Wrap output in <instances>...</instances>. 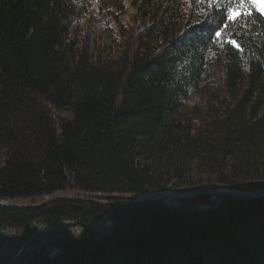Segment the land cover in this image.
Wrapping results in <instances>:
<instances>
[{"label":"trees","instance_id":"obj_1","mask_svg":"<svg viewBox=\"0 0 264 264\" xmlns=\"http://www.w3.org/2000/svg\"><path fill=\"white\" fill-rule=\"evenodd\" d=\"M81 4L0 0V200L32 201L0 207V262L69 223L12 264H264V198L184 209L264 191V22L229 30L241 52L173 0L103 55Z\"/></svg>","mask_w":264,"mask_h":264},{"label":"rangeland","instance_id":"obj_2","mask_svg":"<svg viewBox=\"0 0 264 264\" xmlns=\"http://www.w3.org/2000/svg\"><path fill=\"white\" fill-rule=\"evenodd\" d=\"M81 18L79 21L75 22V32L74 34L85 42V44L91 49L100 51L103 55H107L111 46L107 42L110 39H114L116 32L115 26L118 25L124 31L129 30L130 27L139 26L142 30L145 25L152 22L156 16L160 15L166 5L173 0H81ZM100 3L101 9L98 11V6L96 3ZM110 20H114L110 24ZM219 189L218 192L222 193ZM229 190V189H227ZM231 191V190H229ZM237 195L236 191H232ZM261 192V191H260ZM264 192V191H263ZM262 192V193H263ZM190 193V192H188ZM186 192H173L169 191L166 195L160 196L161 199L166 200L168 196L175 195H185ZM191 194V193H190ZM259 194V193H258ZM74 194L71 192L59 193L54 197L56 198H72ZM117 196V195H114ZM107 197V196H106ZM51 197H45L42 201L49 200ZM154 200L150 196L142 197L136 196L135 200L139 202L140 200ZM41 201V200H39ZM32 201L20 200L9 202V206L18 205L23 206L31 203ZM164 202V201H163ZM105 203H108L105 201Z\"/></svg>","mask_w":264,"mask_h":264},{"label":"snow or ice","instance_id":"obj_3","mask_svg":"<svg viewBox=\"0 0 264 264\" xmlns=\"http://www.w3.org/2000/svg\"><path fill=\"white\" fill-rule=\"evenodd\" d=\"M195 4L202 6L199 12L205 17L222 15L223 22L213 30L212 36L209 37L213 44L219 42L221 47L227 44L243 52L242 45L236 38L237 34L229 30L232 27L246 30L249 24L264 22V0H195Z\"/></svg>","mask_w":264,"mask_h":264},{"label":"water","instance_id":"obj_4","mask_svg":"<svg viewBox=\"0 0 264 264\" xmlns=\"http://www.w3.org/2000/svg\"><path fill=\"white\" fill-rule=\"evenodd\" d=\"M224 197H231V198H234V199H245V198H251V199H262V198H264V192L261 193V194H256V195H244V194H243V195H237V194H235L234 192L229 191V190L226 189V190H222V194L220 195V197H219L217 203H216L213 207H211V208H209V209H205V210H202V209H196V208H184V209L192 210V211H196V212H198V213H209V212L213 211L214 209H216V208L221 204V202H222V200H223ZM145 200H148V199H145ZM140 201H143V200H140ZM150 205H154V206H163V207H172L171 205L166 204V203H164V202H161V203H159V202H152V203H150ZM178 208H181V207H178ZM182 209H183V208H182ZM134 210H136V209H134ZM134 210H132L131 212H133ZM113 212H120V213H122V214L127 213V212L117 211L116 209H112V210H110V211L106 214V216L104 217V219H105V223L109 220V215H110L111 213H113ZM105 223H104V224H105ZM77 224H79V223H75L74 225H77ZM60 225L71 226V224H69V223H57V224H55V225L52 227V229L50 230V232H49L47 235H40V234L31 235V236L25 241V243H24L22 249L18 252V254H17L13 259H11L10 261H7V262H0V264H12V263H14L16 260H18V259H19V258H20V257L26 252V250H27V248H28V245H29V242H30L32 239L37 238V237H49V236H51V235L54 233V231H55V230L57 229V227L60 226ZM84 226L87 227L88 229H91V230H95V229L100 228V226H98V225H96V226H94V225H84Z\"/></svg>","mask_w":264,"mask_h":264},{"label":"built area","instance_id":"obj_5","mask_svg":"<svg viewBox=\"0 0 264 264\" xmlns=\"http://www.w3.org/2000/svg\"><path fill=\"white\" fill-rule=\"evenodd\" d=\"M9 206L8 200H0V207Z\"/></svg>","mask_w":264,"mask_h":264}]
</instances>
